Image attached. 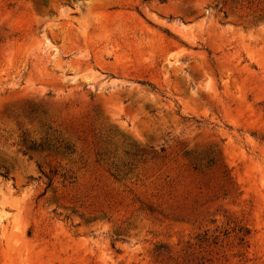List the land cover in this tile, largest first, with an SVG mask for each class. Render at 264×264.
Returning a JSON list of instances; mask_svg holds the SVG:
<instances>
[{
  "label": "rangeland",
  "instance_id": "374dc122",
  "mask_svg": "<svg viewBox=\"0 0 264 264\" xmlns=\"http://www.w3.org/2000/svg\"><path fill=\"white\" fill-rule=\"evenodd\" d=\"M0 264H264V0H0Z\"/></svg>",
  "mask_w": 264,
  "mask_h": 264
},
{
  "label": "trees",
  "instance_id": "16d2710c",
  "mask_svg": "<svg viewBox=\"0 0 264 264\" xmlns=\"http://www.w3.org/2000/svg\"><path fill=\"white\" fill-rule=\"evenodd\" d=\"M41 123V121L39 120ZM31 150H39L41 152H48L59 155H71L74 152V146L68 141H63L58 138H50L48 133H45L42 141L36 142L30 140L28 146Z\"/></svg>",
  "mask_w": 264,
  "mask_h": 264
}]
</instances>
